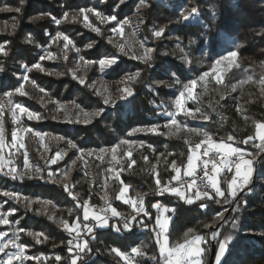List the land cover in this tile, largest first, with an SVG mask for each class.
Masks as SVG:
<instances>
[{
  "label": "trees",
  "instance_id": "obj_1",
  "mask_svg": "<svg viewBox=\"0 0 264 264\" xmlns=\"http://www.w3.org/2000/svg\"><path fill=\"white\" fill-rule=\"evenodd\" d=\"M138 3L139 0H125L123 4H119V0H25L20 5V0H0V8L21 7L19 13L0 12V29H3L0 31V43L10 42L6 45L8 54H0V67L4 68L0 72L1 96L16 89L19 83L17 74L21 72L23 63H28L38 46L48 44V38L57 33L67 35L81 46L85 57L93 62L88 69L87 81L81 85L70 78L59 48H56L55 62L42 61L40 69L30 71L23 86L24 94H12L16 103L40 117L33 121L24 120V123L32 131L47 134L44 140L50 149L49 160L62 149L66 150L62 159L49 166L38 155V137L32 131L27 132L25 142L29 158L45 179L12 180L0 173V192L21 196L11 199L0 195V204L9 213L11 222L19 221L17 229L25 230L19 231V242L27 245L25 252L29 257L46 258L27 261L29 264H72L74 254L69 251L68 242L73 239V234L64 225L70 226L77 221L81 225L92 224L93 231L84 236L91 251L85 249L79 254L76 264H127L111 249L117 248L129 255L133 247L140 248L142 253L135 256L137 264H163L156 233L152 231L157 228L158 214L152 205L159 202L175 209L174 213H167L170 217L167 234L170 247L196 235L206 236L219 228L221 238L233 236L229 245L230 255L224 258L228 264H236L237 261L240 264H264V181L259 178L264 175V165H255L256 171L249 185L252 191L245 189L237 196L236 200L243 198L247 201L237 212L232 211L236 201L227 205L196 201L188 205L172 194L159 196L156 184L157 179L160 180L159 187L168 185L169 181L175 182L172 177L176 172L172 163L175 162L181 171L185 169L192 147L201 139H207L202 132H208L216 143L223 140L254 155L259 153L257 160H264V152L253 147V144H258L257 126L264 123V0H147V6H141L138 11L140 18L145 20L144 33L153 49L147 63L121 57L112 38L113 25L132 18ZM81 8L94 9L105 17L114 15L116 20L107 24L106 19L102 22L95 11L81 13ZM193 8L197 9L199 21H184L182 17L189 15ZM65 12L68 13L67 19L58 26L53 23L51 16L60 19ZM47 13L51 16L44 15L37 21L31 19ZM87 21L98 27L99 33L90 29ZM154 28H164L163 35L154 38ZM29 37L31 42H28ZM89 44L93 46L89 48ZM175 45L177 50L174 52ZM178 51L184 53V61L176 54ZM230 51L238 52L234 61L215 63ZM113 56L118 58V62L101 71L98 61ZM222 64L225 70L221 82L208 88L198 84L196 100L189 104L194 110L199 108L208 121L201 123L180 115L178 124H172L164 113L172 111V100L184 89L183 86ZM137 71L140 75L128 83V90L133 94L127 99L104 104L95 78L102 74L107 80H115ZM250 81L252 85L249 87ZM73 102L80 105V109L69 110L73 116L71 120L78 117L81 121L90 119L91 123L63 122L64 115L57 110V104ZM214 105L223 116L239 106L243 132L234 131L229 122L218 124ZM99 108H104V112L99 116L92 115ZM84 113L88 116L85 117ZM2 123L10 141L11 127L6 114ZM153 125H159L157 130L147 131ZM185 125L200 130L194 131L195 139L188 140L179 132L178 126ZM134 128L142 130L133 133ZM229 135H233L235 140L228 141ZM248 136H252L253 141L241 144L240 141ZM69 141L84 149V153L71 148ZM101 148L106 151L100 152ZM89 151H92L91 155H88ZM114 163L118 167L116 178L111 175ZM49 172L51 178L48 177ZM232 177L233 172L221 177V189L226 196L228 181ZM124 186H128L131 200H143L150 217L140 214L137 220H143L147 228L133 221L131 230H124L118 220V217L131 220L136 215L130 203L118 198ZM104 197L120 215L111 219L106 228H98L92 221H84V212L88 206L107 205ZM201 202L209 205L206 210L199 208ZM224 207L228 208L224 213L227 222H221V227V223H216L213 218ZM234 218L238 219L235 228L231 224ZM206 224L213 227L205 228ZM115 225L121 227L120 232L115 230ZM189 229L192 232L189 233ZM41 233L42 236L39 235ZM185 233H188L187 237ZM36 239L41 242L36 243ZM212 242L216 243L211 241L210 245H204L203 264L209 263ZM57 256L61 258L59 261L55 259Z\"/></svg>",
  "mask_w": 264,
  "mask_h": 264
},
{
  "label": "snow or ice",
  "instance_id": "obj_2",
  "mask_svg": "<svg viewBox=\"0 0 264 264\" xmlns=\"http://www.w3.org/2000/svg\"><path fill=\"white\" fill-rule=\"evenodd\" d=\"M125 2V0H119V4H123ZM25 3V0H20V5H23ZM119 4H117V7H119ZM139 4L141 6H147V0H139ZM16 12L19 13L21 12V7H8L5 6L3 8H0V12ZM95 11L94 9H84L81 8L80 12L81 13H85V12H93ZM197 13V9L193 8L191 13L189 15H184L182 17V19L184 21H188L190 19V17L194 14ZM44 15H49L51 16V13H47V14H41L40 16H34L31 19L33 21H37L39 19H42ZM97 17H101L100 13H96ZM63 18L67 19L68 18V13L65 12L63 14ZM76 17L73 16V20H75ZM87 19V16L85 15V20ZM103 19H111V20H116V16H111V17H105ZM51 20L53 21V23L59 25L61 23L60 19H57L55 16H51ZM103 22V20H102ZM124 23H128L127 20L124 21ZM117 25H119L121 28L123 27V25L121 24L120 21H117ZM12 28H15V24L12 25ZM3 29H0V31H2ZM112 31H116L117 29L114 27L113 29H111ZM93 31H96L99 33V29L98 28H93ZM153 37L154 38H159L163 35L164 33V28H160L159 30L157 29H153ZM46 35H50L48 33H45ZM57 35L59 36L60 34L57 33ZM28 42H31L30 37L27 38ZM63 39L65 41H68L69 43H71V41L69 40L68 36H64ZM147 40V38H145V41ZM10 43L9 41H5L0 43V54L3 55H7V51H6V45ZM67 46V45H65ZM93 45L89 44L88 47L91 48ZM123 45L120 46V51L123 52ZM153 49H147V51L144 53L143 57H136L133 56V59H141L143 58L145 60V63H147V56L148 53L152 52ZM238 52L237 51H230L228 53L227 56H223L220 59L216 60L215 63L217 65H219L222 61L224 60H232L234 61L235 58L237 57ZM41 59H43V57H41ZM118 62V58L117 57H110V58H102L98 61L99 66L101 67V69L107 67H111L112 65H115ZM190 63V61H189ZM237 67H239V65H236ZM25 71L28 70L27 65H23ZM33 68H40V64L36 63L32 65ZM4 68L0 67V72H3ZM140 75V72L137 71L135 72L133 75H130L128 77H126V79L128 80H134L135 77H138ZM207 73H204L203 76L201 77V79H203L204 76H207ZM23 80L27 81L28 80V76L25 75L23 76ZM34 83V82H33ZM80 83H84L83 80L80 81ZM178 83V81H177ZM197 81L196 80H192L190 82V84H186L183 86L184 90L179 92V99L176 100L175 102V108L177 111H181L183 110L184 115L188 116L191 113L186 109L183 108V102H184V98L186 93H190L191 88L195 87ZM17 92H20L21 94H24L22 92V86L20 88L16 89ZM41 91H43V89H41ZM127 92V95L122 96L121 99H127L128 96H131L133 93L130 90H125ZM7 95L11 96L12 93L9 92L7 93ZM189 98H193L189 95ZM9 103L11 104V101H9ZM74 106L77 109H80V105L75 104V102H73ZM104 104H109V100L105 99L104 100ZM16 109H19L20 113H27L28 118L29 119H33V118H37L39 119L40 117L35 114L30 112L27 108L22 107L20 104H16L14 106ZM197 112L200 111L199 108L196 109ZM104 112V108H99L97 109L94 113H92V115L94 116H99ZM165 115H167L168 117H171V123L176 124L177 121L175 119L176 116V112H172V111H166L164 113ZM14 122L19 123V118L17 117V113L16 111H12L11 113ZM84 116L87 117L88 113H84ZM53 119H55V117H53ZM192 119H197L196 116H192ZM204 119H207V117H204ZM245 119H247V117H245ZM68 122L70 123H91L90 119H84L83 121H81L78 117L73 119V120H69ZM159 127V125H153L151 128L147 129V131H152L155 132L157 130V128ZM165 127H167V125H165ZM258 127L260 129H264V123H259ZM2 129H3V123H2V118H0V133H2ZM23 131L25 132H31L32 129H23ZM141 131V129L139 128H134L132 129V132H138ZM192 131H197L199 132L200 130L197 129H192ZM36 135H41L40 133H35ZM131 134V133H130ZM47 135V134H44ZM202 135H204L205 137H207V139L201 141L200 143H197L194 146V149L192 150V154L188 159V164H187V170L185 172V175L188 177H191L192 179L190 181H182L181 180V175H180V168H178L175 164V162L172 163V168L173 170L176 172V175L174 177H172L173 180H176L178 182H180V187H168L167 185H165L164 187H159L160 185V180L157 179L156 180V184L158 186L157 188V194L159 195H164L165 193H171L176 195L178 198H180L181 200L184 201V203L188 204V205H192L193 203H195L196 201H213L217 204H229L231 201H236V205L234 208H232L233 212H237L239 211L241 205H246L247 201L244 200L243 198H241L240 200H236L237 196L239 195V193L244 192L245 189L248 190V192H251L252 189L249 188L250 183L252 182V178L253 175L256 171V167L255 165L257 163H259L260 165H264V160H257V156L259 155V153L257 154H253L251 152H246L244 149H242L241 147H233L230 144L225 143L223 140H221L219 143H216L212 140L211 135L208 132H202ZM57 139H63V137H58ZM253 137L252 136H248L246 139H243L240 141L241 144H248L250 141H253ZM259 139L261 141V143L259 144H253V147L258 148L260 150V152H264V132H262L259 136ZM228 141H234L235 137L233 135H229L227 137ZM121 143H127V141H121ZM69 146L71 148L77 149V151L79 153H84V149L82 148H78V146L69 141L68 142ZM202 145H206V147H204V151L202 153L203 157H208V159H201V154H199V150L201 149ZM5 147H9L8 145H5L4 143V139H3V135L0 134V152L3 151V149ZM11 148H15L17 151H19L20 149H23L25 147V145L23 144V142H20L17 146V134L16 132L12 133V143L10 145ZM151 147V146H150ZM95 151V150H92ZM92 151L88 152V155L92 154ZM100 152H104L106 151L104 148L99 149ZM153 151H155V149L153 148ZM10 157L14 156L15 153H10L9 154ZM25 160H24V169L21 170L20 172H17L16 167L14 165V162L11 158H9V160L7 161L8 164H12V167H9L7 169V171H5V158L3 155H0V173H3L4 176L9 177L12 180H23L25 179V177H27L28 179H34V178H38L40 180H44L45 177L43 175H38V176H33L29 171H28V160H27V152L25 151L23 153ZM66 155V153L64 152H57L56 155L51 159V160H46L45 163L46 164H56L58 159H62L63 156ZM163 155V154H162ZM235 156L237 159L236 160H232L231 158ZM251 157L250 159H245V157ZM146 159V158H145ZM196 161H201L203 167L201 169V171L203 172L202 177L200 178L201 180V185L197 184V179H196V172H197V163ZM72 163H75V161H73ZM132 163H134V161H132ZM209 165H211V173L209 170ZM232 166L235 167V174L234 176L231 178V180L228 181V195H225V191L221 189V187L219 186V181L217 179V176L224 170V169H228L229 171L232 170ZM40 169H37V172H39ZM51 173H48V177L51 178ZM206 178V179H205ZM262 181H264V175H261L259 177ZM171 183V181H169V184ZM64 188L66 191L69 192V195H72L70 189L68 188L67 185H64ZM128 192V186H124L120 196L118 198L122 199L124 194ZM0 195H3L5 197H9L11 199H17L16 195L12 192H8V191H3L0 192ZM139 195V194H138ZM73 199H76V197L73 196ZM125 203H130L133 208L136 210V215H133L131 217V220L125 219L122 227L124 230H131L132 227V222L135 221L138 224H141L143 227L147 228V225L144 224L143 220H137V216L140 214H143V216L145 217H150V213L149 211L143 207V200L141 199L139 201V203L137 201H131V200H126L124 201ZM4 203H7V201H4ZM208 204L205 202H201L199 204V208L201 210H206L208 208ZM3 207V204H0V208ZM152 207L156 208L158 210V212L162 209L163 213H168V212H175V209H170L166 206L161 205L159 202L155 203L152 205ZM12 211L14 212L15 209H12ZM105 212L110 211L111 214L113 216H119L120 213H118L116 211V209L111 208V205L108 206V208H106L104 210ZM228 211L227 207H224L221 211H217L214 215V221L216 223H221V222H227L225 220L224 217V213ZM89 218V214L88 211L85 210L84 212V220H88ZM95 219L99 222L98 223V227H106L108 225V219L105 217H101V216H96ZM77 220H79V217H77ZM170 217L165 216L163 219H161V217L158 215L156 218V225L158 226V230L157 228H153L152 231H154L156 233V237H157V244H159V252H160V256L164 259V264H202V257L203 255L206 253V248L205 247H201V245H210L211 241H216V253L214 256V264H228V262L224 259L226 255H230V250H229V245L231 244V242L233 241V236L228 235L225 236L223 238H221V231L219 228H216L215 230L209 232L206 236H202V235H196L194 236L193 239H184L183 243H176L174 246L170 247L169 246V241H168V237H167V227H168V223H169ZM0 221L3 222V224H8L9 221L7 219H5L3 216H0ZM16 223H19V221H16ZM238 223V219H233L231 221L232 227L235 228L236 225ZM222 223H221V227H222ZM64 227L69 231V233L71 234L73 231L76 232V248L79 250V252H84L85 249H87L88 251H91V249L88 248V241L86 239H83V237H81L80 232L77 230L79 228V225H77V228H70L68 227V225L65 223ZM205 228H212L213 225H208L206 224L204 226ZM84 228L86 229L87 234H91L93 231L92 227H88V225H84ZM115 230L117 232L121 231V227H116ZM20 232L25 231L23 228L19 229ZM188 232H192V229H189ZM2 235H6V233H0V236ZM28 235H32V233H28ZM39 235H43L42 233ZM15 239L13 240H9L6 243H0V253H4V257L5 258H0V264H13V260H20L22 261L24 259L23 257V252L24 250L27 248L26 244H19L16 243V240L19 239L18 234H15ZM161 236H163V238L161 239ZM188 236V233H185V237ZM44 239L46 240L47 237L45 236ZM40 239H36V243H40ZM69 244H73L74 241L70 240L68 242ZM9 246H11L12 248L16 249L15 252H5L4 250L6 248H8ZM234 247V245H233ZM69 251L71 252L72 249L70 248ZM112 253H115L117 256L122 257L123 259H125L127 261V264H132V260L129 256H127L125 253L121 252L119 249L117 248H112L111 249ZM132 253H136L137 255H141V251L140 248L138 247H133L131 249ZM77 258H79L77 256ZM29 259H32L31 257H29ZM34 259L39 260L40 257H35ZM55 259L57 261H59L61 258L59 256L55 257ZM153 259L155 260V257H153ZM72 264H76V260L73 259ZM236 264H240L239 261L236 262Z\"/></svg>",
  "mask_w": 264,
  "mask_h": 264
},
{
  "label": "rangeland",
  "instance_id": "obj_3",
  "mask_svg": "<svg viewBox=\"0 0 264 264\" xmlns=\"http://www.w3.org/2000/svg\"><path fill=\"white\" fill-rule=\"evenodd\" d=\"M140 7H141V5L138 3L136 6L135 15L130 19H125L128 21V23H124L125 20L120 21L121 24L123 25L122 28L119 25H117V23H116L115 25H113V27L111 29H113L115 27L117 30L115 32L112 30L111 31L113 32L112 38H114V42L117 46L118 53L121 57L126 58L127 60H130V61H141V62L145 63V60L143 58H141V59H133L132 58L133 56L143 57V55L147 51V49H152V47L149 43V40L147 39L145 41L146 36L144 33V29H143L144 24H145V20L141 19L139 14H138ZM97 12L98 11H95V13H97ZM98 13H100V12H98ZM103 18H105V16L103 14H101V17H99V19L102 20ZM60 20L62 22L64 20V18L62 17V18H60ZM198 21H199L198 14H194L186 22L197 23ZM106 22H107V24L114 23L115 20L106 19ZM87 26L90 27V29H92V30H93V28H98L96 26L91 25L89 21H87ZM64 36H65V34H63V33H60L59 36L58 35L50 36L48 38V42H47L48 44H46L45 46H38V48L36 49V51L32 55L30 61L28 63H23V65H27L28 70L25 71V69L22 65L21 72L17 74V79H18L19 83H18L16 89L20 88L22 86V92H23V86H24L25 82L28 81V80L27 81L23 80V76L27 75L28 79H29L30 71L32 69H35V70L37 69V68L32 67L33 64H36V63L40 64L42 61L43 62L44 61L50 62L52 64L55 62V60L57 58V56L55 54L56 48H59V52H60L62 62L64 64L65 69H66L68 75L70 76V78L72 80L78 82L81 85H83L87 81V79L89 77V70L88 69L90 66L93 65V62L85 57L83 49L81 46L77 45L70 38H69V40L71 41V43H69L68 41H65L63 39ZM65 45H67V46H65ZM121 45H123V49H124L123 52L120 51ZM176 48H177V46L175 45V48H173L172 50L175 52L177 50ZM151 54H152V52L148 53L147 61L151 60ZM176 54L180 56V60H182V61L185 60L184 59L185 55L183 52L178 51V52H176ZM41 57H43V59H41ZM112 66H114V65H112ZM98 67L100 68L101 71L108 68L106 66L105 68L101 69V67L99 66V63H98ZM224 70H225V66H224V64H222L218 68H215L214 70H212L210 72H207L208 75L204 76L203 79H201V77L203 75L199 76L195 79L197 81L195 87L191 88L190 93H186L185 98H184V102H183V108H186L191 113L190 115L185 116L183 110H181V111L176 110L175 102L177 99L180 98L179 94L177 95L176 98H174L172 100V107H173L172 112H176V116H175L176 121H177L178 116H180V115H183L192 121H197V122H201V123L208 121V117L206 115H204L200 111L197 112L196 110L192 109L189 104L191 102H195V100H196L195 91H196L198 84L202 85L204 88H208L214 84L220 83L222 80V76L224 74ZM133 74H134L133 72H129V73L124 74L123 77H121L119 79H115V80L114 79L107 80L104 78V76L102 74H100L98 77L95 78L94 82L97 84V88H98L99 92L101 93V95L103 96L104 100L107 99V100H109V103H110L111 101L121 99L122 96L126 95L127 92L125 90H128V83L131 81V80L126 79V77L133 75ZM0 77H1V74H0ZM81 80H83L84 83H80ZM190 82L188 84H190ZM251 85H252V83L250 81L248 86L250 87ZM2 87H3V85H2V82L0 80V90L2 89ZM16 89L11 91V93L12 94L13 93L21 94L20 92H17ZM189 95L193 98H189ZM9 101H11V104L9 103ZM54 102H57V101H54ZM16 104H18V103L15 102L13 95L9 96V95H7V93L3 94V96L0 95V118L3 119V116L6 114L8 116L9 126L11 127V129L9 131L10 138H11L10 141H8V134H7L8 131L7 130L2 129V133H0L3 135L5 145L9 146V147H5L3 149V151L0 152V155H3L5 158V164H6V167L4 169L5 171H7V169L9 167L13 166L12 164L7 163L9 158H11L14 162V165L16 167L17 172H20L21 170L24 169L25 157H24L23 153L25 151L27 152L26 142H25L27 132L23 131V129H25V128L30 129L26 125V123H24V120L25 121H33L35 118L29 119L27 113H20L19 109H16L14 107ZM22 107H24V106H22ZM75 109H77V108L74 106L73 103H67L65 105H63L62 103L57 104V110H60L61 114L64 115V117H62L64 120L63 122H67V121L71 120V118H73V116L70 115L71 113H69V110L74 111ZM4 110L6 112H4ZM12 111H16L17 117L19 118V123L14 122L13 117L11 115ZM213 111L217 115V119H218L217 123L218 124H224L226 122H229L232 125L234 131H236L237 133L243 132L244 122H243L242 118L240 117L239 106H236L232 112L229 111L228 114L225 116L218 113L215 105L213 106ZM193 115L196 116L197 119H192ZM165 117L169 118L170 121L172 119L171 117H168L167 115H165ZM204 117H207V119H204ZM176 124H178V123H176ZM178 129H179V132L186 139L193 140L196 138L194 135V131H192L193 128L185 125V126H178ZM13 132H16V134H17V146L20 142H23V144L25 145V147L23 149H20L19 151H17L15 148L10 147V145L12 143V133ZM32 132L34 134L39 133L35 130ZM262 132H264V129H260L257 126L256 139H257L258 144L261 143L259 136ZM36 136L39 139L38 155L44 161L49 160L50 149L48 147V144L45 143L44 135L41 134L39 136L38 135H36ZM201 140L203 141L204 139H201ZM198 142H196V144ZM193 149H194V147H192V150ZM60 152L66 153V150L62 149ZM10 153H15V155L10 157V155H9ZM250 158L251 157H248V156L245 157V159H250ZM231 159L236 160L237 158L235 156H233ZM27 160H28V164H29L28 171L33 176L41 175V172L40 171L37 172L38 168L36 166H34L32 161L30 160L28 152H27ZM59 160L60 159H58V161ZM51 165H55V164H49V166H51ZM186 170H187L186 168L183 171L180 170L181 180L191 178V177H188L185 175ZM231 171H234V174H235V167L234 166H232ZM231 171H229L228 169H224L221 173L226 174V173L231 172ZM234 174H233V176H234ZM111 175L113 178H116L118 176V167H117L116 163H114V165H113ZM25 178H27V177H25ZM36 179H38V178H36ZM174 181L178 182L176 180H174ZM219 186L221 187V179H219ZM119 196H120V194H119ZM18 198H21V196L20 195L17 196V199ZM104 199L108 202V204H107V208H108V206L110 205V202L107 200V198L104 197L103 200ZM120 200L122 202H124L126 200H131L128 197V192L125 193L123 198ZM131 201H137L139 203L140 200L137 199V200H131ZM180 201H183V200L180 199ZM143 207H144V205H143ZM85 209L88 211V214H89L88 220L92 221V223H94V225H96V226L98 225L99 222L95 219V217L96 216L105 217L99 213H94V210L91 207L90 208L87 207ZM135 212H136V210H135ZM0 216H3L5 219H7L9 221L8 224H3V222L0 221V233H6V235L0 236V243H6L9 240L15 239L14 233L18 234V236H19V230L17 229L16 223H12L11 220L9 219V213L5 212L3 210V208H0ZM107 219H108V224H109V221L111 219H109V218H107ZM93 220L94 221L96 220V221L94 222ZM84 221L86 222V220H84ZM77 225H79V228L77 230L80 232L81 237H83V239H84V236L87 234L86 229L84 228V225H81V224L77 223V221H75L72 225H70L68 227L76 229ZM85 225H88V227H92V224H90V223L89 224L87 223ZM106 227H98V228H106ZM114 227H117V225H115ZM169 227H170V225H169ZM72 234H73L72 240L74 241V243L70 244V248L72 249L71 253L74 254L73 259H75L77 262V260H78L77 256L79 257V254H81L82 252H79V250L75 246L76 245V240H75L76 232L73 231ZM166 234H168V227H167V233ZM162 238H163V236L161 237V239ZM168 241H169V239H168ZM16 243L21 244L19 242V239L16 240ZM158 247H160L159 244H158ZM201 247H204V245L202 244ZM4 251L11 253V252H15L16 249L9 246ZM22 255L24 257V259L22 261L13 260V262H16L17 264H29V262L27 261L29 259V256L26 254L25 250H24ZM127 256H129L131 258L132 264H137L135 261V256H137L136 253L131 252ZM0 258H5L4 253H0ZM31 258L34 259L35 257H31ZM40 259L45 260L46 258L41 256ZM201 259H202V264H203V257ZM123 260L127 263V261L125 259H123Z\"/></svg>",
  "mask_w": 264,
  "mask_h": 264
},
{
  "label": "built area",
  "instance_id": "obj_4",
  "mask_svg": "<svg viewBox=\"0 0 264 264\" xmlns=\"http://www.w3.org/2000/svg\"><path fill=\"white\" fill-rule=\"evenodd\" d=\"M201 141H199L198 143H200ZM204 147H206V145H202V147H201V149L199 150V154H201V159L203 160V159H208V157H203L202 156V153H203V151H204ZM196 163H197V172H196V179H197V184L198 185H201V180H200V178L202 177V175H203V172L201 171V169H202V167H203V165H202V163H201V161H196ZM209 170H210V173H211V165H209ZM192 178H190V179H183L182 181H190ZM206 179V178H205ZM168 187H180V182H173V183H171V184H168L167 185ZM161 187H164V186H161ZM169 194H171V193H165L164 195H159V196H167V195H169ZM172 195H174V194H172ZM174 196H176V195H174ZM93 210H94V213H99V214H101V215H103V216H105L106 218H109V219H115V218H117L118 216H113L111 213H110V211H108V212H105L104 210L107 208V205H104V206H102V207H97V206H92L91 207ZM118 220L121 222V224L123 225V223H124V221H125V218H121V217H118ZM94 221V220H93ZM95 222V221H94Z\"/></svg>",
  "mask_w": 264,
  "mask_h": 264
},
{
  "label": "crops",
  "instance_id": "obj_5",
  "mask_svg": "<svg viewBox=\"0 0 264 264\" xmlns=\"http://www.w3.org/2000/svg\"><path fill=\"white\" fill-rule=\"evenodd\" d=\"M188 164V163H187ZM186 169H187V165H186V167H185ZM231 172H233V174H234V171H231ZM228 173H230V172H228ZM227 174V173H226ZM221 175V176H220ZM223 175H225V174H222V173H220L218 176H217V179H218V181H219V179H221V177L223 176ZM125 203V202H124ZM89 208L90 207H92V206H88ZM157 210V209H156ZM157 216L159 215L160 217H161V219H163L165 216H167V213H163V210L161 209L159 212H158V210H157ZM96 221V220H95ZM169 225H170V220H169V223H168V230H169ZM157 229H158V226H157ZM162 237V236H161Z\"/></svg>",
  "mask_w": 264,
  "mask_h": 264
},
{
  "label": "water",
  "instance_id": "obj_6",
  "mask_svg": "<svg viewBox=\"0 0 264 264\" xmlns=\"http://www.w3.org/2000/svg\"><path fill=\"white\" fill-rule=\"evenodd\" d=\"M215 253H216V243L212 242L210 256H209V263L208 264H214Z\"/></svg>",
  "mask_w": 264,
  "mask_h": 264
}]
</instances>
